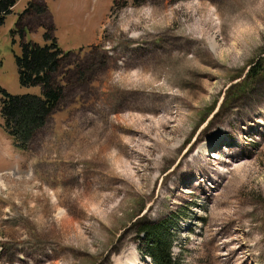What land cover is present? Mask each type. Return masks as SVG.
I'll list each match as a JSON object with an SVG mask.
<instances>
[{
    "label": "rangeland",
    "instance_id": "rangeland-1",
    "mask_svg": "<svg viewBox=\"0 0 264 264\" xmlns=\"http://www.w3.org/2000/svg\"><path fill=\"white\" fill-rule=\"evenodd\" d=\"M46 34L65 53L63 97L27 150L0 116V264H152L137 229L168 218L177 264H239L225 261L213 220L237 206L231 226L250 264H264V0H18L0 19V89L40 94L20 84L16 59L23 39L44 45ZM149 49L157 68L125 59ZM122 88L171 106L110 112ZM248 106L233 162L228 131ZM185 153L209 179L178 178Z\"/></svg>",
    "mask_w": 264,
    "mask_h": 264
},
{
    "label": "trees",
    "instance_id": "trees-1",
    "mask_svg": "<svg viewBox=\"0 0 264 264\" xmlns=\"http://www.w3.org/2000/svg\"><path fill=\"white\" fill-rule=\"evenodd\" d=\"M17 1L18 0H0V19L5 18V16L11 12ZM19 32L23 33L22 30ZM171 37L174 38L175 36L171 35ZM46 39L48 41L44 45L31 40H23L21 49L22 52L19 56H17L16 59L20 84L22 86H39L41 90L40 94L13 95L4 89H0V116L2 118L3 130L14 141V145L21 150H27L29 148L35 134L42 127H44L49 116L58 107L63 97V88L55 81L54 76L62 67L65 53L59 47L55 37L49 38L46 34ZM128 40L132 41L131 39ZM183 40V43H179L177 45H190L185 39ZM170 43L176 44V41L172 40ZM199 43L203 44L202 42ZM201 48L203 49V47ZM154 54L155 53L153 50L150 49L147 52L142 53L140 56H136L134 52H129L125 56V59L132 60L140 64L152 63L153 66L157 68V64L152 60L155 57ZM213 62L216 64L218 63L216 60ZM130 67L137 68L138 66L133 64ZM123 90V88L119 89L121 94V97H119L120 101H114V103L112 102L109 104L110 112H115L113 111L114 109H116V111L134 109L141 111L147 110L156 114L160 111H166L167 108L171 106L164 101L163 103H160L163 98L157 95L149 94L144 96L140 92L133 93ZM124 99H127L128 101L126 103V108L124 106L117 108V105L122 104ZM241 115L242 118H240V121L238 119L239 123L237 124L236 128L228 131L230 135L233 134L235 136L237 141L230 138L233 141L232 146L230 148L227 147L223 151L229 155L230 159L228 160L233 162H239L243 158L242 150L244 147H240L238 144L239 134L244 132L240 126L243 122L253 119L256 113L253 106H248L246 110L241 112ZM183 125L184 121L181 122L180 130L183 128ZM261 130H263L262 135L264 136V126ZM201 138V135H199L191 142L189 145L191 148L187 149V154L195 151L198 148ZM186 139H188V137ZM181 146L182 144L177 147L165 145L164 148L166 149L167 147V152L170 154L178 153L181 149ZM186 153L182 156L183 158L177 164V166H179L180 170L182 167L187 168V170L182 174L178 173V178L183 179L185 182V180H189L192 177V174L197 171L196 174L200 175L201 178L209 179V176H211L209 175L210 170H207L205 167H203V165L201 166L202 162L200 158H198L196 155L193 156L191 158L192 164H189L188 159L185 158V156H187ZM218 156L219 154H217L216 157ZM193 164L195 166H193ZM192 166L193 168H190ZM212 171L215 175V170ZM223 174V172L219 173V177L223 176ZM215 180L217 181L218 179L216 178ZM196 185L198 187H203L201 184L195 182L194 186ZM237 209L238 206L227 214H221L219 217H217V219H213L218 220L219 222L224 221V230H221L223 232L217 230L216 236L219 237V235H224L225 237V240L221 243L224 248H228L227 254L224 257L225 261L233 259L232 262L239 260V264H250L248 259H251L253 253L248 254L247 251H245L247 248V243L245 244L244 241H240L238 239L240 235L237 233H240V230H237L231 226V222L234 220V218H236L232 215L236 213ZM225 220L227 222H225ZM174 224V221H172L170 218L155 223H148L144 221L142 222V227L137 229L136 234L143 236L141 240L144 245V255L150 257L152 264H177L172 250L176 241V236L173 231ZM245 232L250 233V230ZM242 234H244V232ZM252 240L254 243H252L251 248L255 249L258 245L259 239ZM222 245H220V247ZM215 247L217 248V244ZM261 253L264 254V250H260V254Z\"/></svg>",
    "mask_w": 264,
    "mask_h": 264
},
{
    "label": "snow or ice",
    "instance_id": "snow-or-ice-1",
    "mask_svg": "<svg viewBox=\"0 0 264 264\" xmlns=\"http://www.w3.org/2000/svg\"><path fill=\"white\" fill-rule=\"evenodd\" d=\"M3 261V253H2V251H0V262H2ZM9 264H11V260L9 261Z\"/></svg>",
    "mask_w": 264,
    "mask_h": 264
},
{
    "label": "bare ground",
    "instance_id": "bare-ground-1",
    "mask_svg": "<svg viewBox=\"0 0 264 264\" xmlns=\"http://www.w3.org/2000/svg\"><path fill=\"white\" fill-rule=\"evenodd\" d=\"M210 155H211V154H210ZM213 155L217 156V154H213ZM4 175H5V174H1V175H0V179H2Z\"/></svg>",
    "mask_w": 264,
    "mask_h": 264
}]
</instances>
